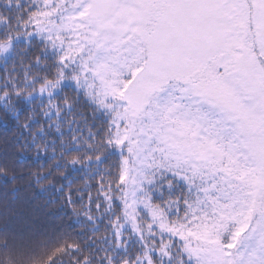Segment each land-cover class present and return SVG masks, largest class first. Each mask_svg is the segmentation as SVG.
I'll return each mask as SVG.
<instances>
[{
	"label": "snow or ice",
	"instance_id": "1",
	"mask_svg": "<svg viewBox=\"0 0 264 264\" xmlns=\"http://www.w3.org/2000/svg\"><path fill=\"white\" fill-rule=\"evenodd\" d=\"M0 53V264H264V0H0Z\"/></svg>",
	"mask_w": 264,
	"mask_h": 264
},
{
	"label": "trees",
	"instance_id": "2",
	"mask_svg": "<svg viewBox=\"0 0 264 264\" xmlns=\"http://www.w3.org/2000/svg\"><path fill=\"white\" fill-rule=\"evenodd\" d=\"M2 55L4 54L0 53V56ZM25 184V181H21V186L23 189L20 193V196L23 200V203L21 204L22 210L34 211L35 215L39 218L41 224H43L45 227L51 225L68 228L69 225L73 223L75 219L74 217L70 219L69 216L65 215L62 212L57 214V212H55L54 210L45 207L46 202L44 200L36 199L32 203H29V201H32L33 199V194L31 192V189L27 188Z\"/></svg>",
	"mask_w": 264,
	"mask_h": 264
}]
</instances>
